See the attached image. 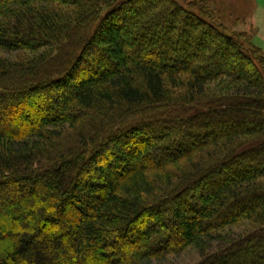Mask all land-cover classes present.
<instances>
[{
  "label": "trees",
  "instance_id": "trees-1",
  "mask_svg": "<svg viewBox=\"0 0 264 264\" xmlns=\"http://www.w3.org/2000/svg\"><path fill=\"white\" fill-rule=\"evenodd\" d=\"M245 37L177 0H0V264H264Z\"/></svg>",
  "mask_w": 264,
  "mask_h": 264
},
{
  "label": "rangeland",
  "instance_id": "rangeland-1",
  "mask_svg": "<svg viewBox=\"0 0 264 264\" xmlns=\"http://www.w3.org/2000/svg\"><path fill=\"white\" fill-rule=\"evenodd\" d=\"M184 6L190 5L197 10L201 5L209 19L218 25H223L228 34L245 33L249 41L257 48L264 50V0H177ZM245 41V42H246ZM261 50V51H262ZM28 53L16 52L9 56L10 59L31 57ZM219 83L209 85L210 92H214ZM34 104V103H33ZM33 105L25 107L31 110ZM251 167V166H250ZM264 167V166H262ZM252 230L250 224L241 222L236 226L224 230L230 236L243 235ZM200 261L199 252L188 248L179 254L169 255L164 259H155L144 264H197Z\"/></svg>",
  "mask_w": 264,
  "mask_h": 264
}]
</instances>
